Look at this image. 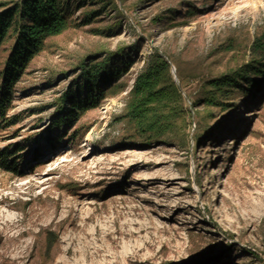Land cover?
<instances>
[{"label":"rangeland","instance_id":"374dc122","mask_svg":"<svg viewBox=\"0 0 264 264\" xmlns=\"http://www.w3.org/2000/svg\"><path fill=\"white\" fill-rule=\"evenodd\" d=\"M72 1L0 122V153L22 156L0 165V264H264V81L208 93L260 65L264 0ZM118 60L99 104L51 131L81 65ZM138 86L166 110L148 139L123 120Z\"/></svg>","mask_w":264,"mask_h":264},{"label":"trees","instance_id":"16d2710c","mask_svg":"<svg viewBox=\"0 0 264 264\" xmlns=\"http://www.w3.org/2000/svg\"><path fill=\"white\" fill-rule=\"evenodd\" d=\"M72 4V0H20L0 10V122L5 120L6 126L13 123L10 119L6 120V115L12 108L15 86L20 77L27 71L30 61L45 47L47 39L68 27L69 18L67 14ZM259 47L262 48V46ZM123 57V59L126 58ZM152 62H154V71L149 72L148 81H151V77H156L157 74L162 73L166 66L160 58H155ZM258 62L260 65L256 66L255 69H251L250 72L245 71L242 74L238 72L237 78L228 76L220 82L216 81L213 85L214 88L208 90L209 97L213 99L211 101L216 104L220 98H230L232 96L230 91L232 90H239L246 95H250V88L256 87L258 83L256 77L264 81V55L261 59H258ZM129 63L130 60H118L113 63L100 64L94 62L87 67L84 64L81 65L80 83L75 90L71 89L63 93V98L59 101L56 113L51 117L50 130L64 128L71 124V120L79 112H85L87 109L96 107L104 90L108 88L103 87L102 84H107L106 82H110L113 78L125 73ZM250 73L252 76H250ZM242 82H245V85L241 86ZM143 89L147 88L142 87L139 89L138 86L133 91L135 99H132V106L129 105L123 120L131 135L148 139L153 134L158 133L159 127L156 124L159 121L156 117L157 115L161 116L166 110L153 105L145 106L143 101L138 99V94ZM169 93V96L166 95L162 101L180 99V94L177 93L175 87ZM182 108L180 105L179 111L181 116L184 117ZM170 112L173 113L172 110ZM15 152L10 151L7 155H4L6 153L1 151L0 165L3 163V158L6 161L8 156H12L11 159L18 158L21 160L22 156L17 155L18 153Z\"/></svg>","mask_w":264,"mask_h":264}]
</instances>
